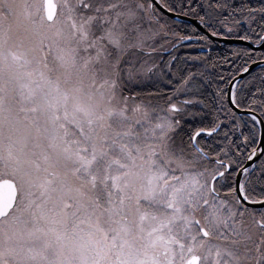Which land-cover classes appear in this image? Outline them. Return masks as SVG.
I'll use <instances>...</instances> for the list:
<instances>
[{
  "label": "snow or ice",
  "instance_id": "obj_1",
  "mask_svg": "<svg viewBox=\"0 0 264 264\" xmlns=\"http://www.w3.org/2000/svg\"><path fill=\"white\" fill-rule=\"evenodd\" d=\"M0 264H264V0H0Z\"/></svg>",
  "mask_w": 264,
  "mask_h": 264
},
{
  "label": "flooded vegetation",
  "instance_id": "obj_2",
  "mask_svg": "<svg viewBox=\"0 0 264 264\" xmlns=\"http://www.w3.org/2000/svg\"><path fill=\"white\" fill-rule=\"evenodd\" d=\"M219 44H220V42L219 41H217V45H218V47H219ZM166 58V57H165ZM150 91H152V89H146V91L145 92H150Z\"/></svg>",
  "mask_w": 264,
  "mask_h": 264
},
{
  "label": "rangeland",
  "instance_id": "obj_3",
  "mask_svg": "<svg viewBox=\"0 0 264 264\" xmlns=\"http://www.w3.org/2000/svg\"><path fill=\"white\" fill-rule=\"evenodd\" d=\"M144 91H146V89H144Z\"/></svg>",
  "mask_w": 264,
  "mask_h": 264
}]
</instances>
